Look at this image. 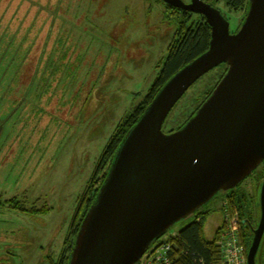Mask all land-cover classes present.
Wrapping results in <instances>:
<instances>
[{
	"label": "rangeland",
	"instance_id": "1",
	"mask_svg": "<svg viewBox=\"0 0 264 264\" xmlns=\"http://www.w3.org/2000/svg\"><path fill=\"white\" fill-rule=\"evenodd\" d=\"M214 6L238 32L247 10L225 0ZM178 25L160 0H0V264L59 261L80 197L117 126L156 81ZM226 71L221 65L190 87L165 121L166 134ZM263 180L256 171L240 186L259 219ZM228 194L202 207L213 222L223 218ZM16 197L27 209H50L24 211Z\"/></svg>",
	"mask_w": 264,
	"mask_h": 264
},
{
	"label": "water",
	"instance_id": "2",
	"mask_svg": "<svg viewBox=\"0 0 264 264\" xmlns=\"http://www.w3.org/2000/svg\"><path fill=\"white\" fill-rule=\"evenodd\" d=\"M206 18L209 49L176 72L127 132L77 233L68 264H138L153 243L264 164V0H250L238 32L205 0H162ZM227 64L211 95L178 130L163 126L201 77ZM261 218L248 250L258 264Z\"/></svg>",
	"mask_w": 264,
	"mask_h": 264
},
{
	"label": "trees",
	"instance_id": "3",
	"mask_svg": "<svg viewBox=\"0 0 264 264\" xmlns=\"http://www.w3.org/2000/svg\"><path fill=\"white\" fill-rule=\"evenodd\" d=\"M162 1V0H160ZM206 2L215 5L222 0H205ZM227 5L234 10H247L250 0H225ZM164 2V1H163ZM165 3V2H164ZM166 7L169 12V17L178 19V30L173 39L170 47L167 59L163 63V68L159 73L156 81L149 90L148 94L144 98L141 104H139L133 113L128 115L116 128L114 135L110 138L99 162L95 174L93 175L90 183L87 186L84 194L80 197L79 205L75 212L68 236L65 240V249L55 264H68L71 258V253L75 245L77 233L81 227L82 221L88 212L91 205L97 198L99 190L107 177L111 163L124 140L127 132L137 123L141 115L146 110L147 106L154 99L156 94L165 85V83L181 68L188 65L197 57L205 53L209 47L212 37V28L207 23L206 18L198 14L197 19H194L196 13L187 12L178 8H175L167 3ZM227 64H223L222 66ZM226 73V72H225ZM224 76V75H223ZM213 91L206 92L204 97L202 96L201 105L208 99ZM199 105L198 109L201 107ZM191 113V116L180 125V129L198 110ZM177 129V130H178ZM176 131V130H175ZM172 132V131H171ZM259 171L261 179L264 178V164H261L253 174ZM243 183V182H242ZM241 183V184H242ZM241 184L229 191L228 199L225 203L223 211V218L213 222V236L207 235V220L212 214L211 210L201 208L196 212V220L190 223L186 228L180 231L179 236L176 238L177 244L180 246L183 254L182 264H219L221 259L220 248L218 244V238L225 225V216L227 211L239 219L240 232L242 240L244 241L247 251L251 246L254 238V230L259 223V215L251 214L248 209V197L241 191ZM19 207L24 211H30L31 213L47 211L50 208L37 209L32 207L30 209L25 208V203L16 197ZM85 201V204L83 202ZM85 205V206H84ZM84 206V207H83ZM204 209V210H203ZM214 215V214H213ZM211 223V222H209ZM209 226V225H208ZM168 232V231H167ZM164 236V235H163ZM164 237L157 239L154 243L160 242ZM171 236H169V239ZM172 239V238H171ZM70 240V241H69ZM70 242V243H69ZM153 243V244H154ZM257 257V263L262 264L264 260V253H260Z\"/></svg>",
	"mask_w": 264,
	"mask_h": 264
},
{
	"label": "built area",
	"instance_id": "4",
	"mask_svg": "<svg viewBox=\"0 0 264 264\" xmlns=\"http://www.w3.org/2000/svg\"><path fill=\"white\" fill-rule=\"evenodd\" d=\"M224 221L218 238L221 253L219 264H248V251L241 237L239 219L228 210ZM179 233L170 234L154 243L138 264H182L183 254L176 241Z\"/></svg>",
	"mask_w": 264,
	"mask_h": 264
},
{
	"label": "flooded vegetation",
	"instance_id": "5",
	"mask_svg": "<svg viewBox=\"0 0 264 264\" xmlns=\"http://www.w3.org/2000/svg\"><path fill=\"white\" fill-rule=\"evenodd\" d=\"M208 225H209V227H211L212 228V226H211V223H213V215H210L209 217H208ZM209 222H211V223H209ZM260 250H261V247H260ZM262 264H264V260H263V263Z\"/></svg>",
	"mask_w": 264,
	"mask_h": 264
}]
</instances>
